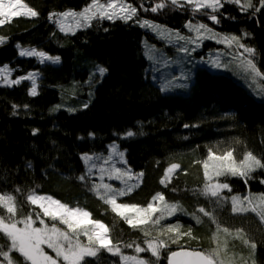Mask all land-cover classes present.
Here are the masks:
<instances>
[{"label": "trees", "instance_id": "trees-1", "mask_svg": "<svg viewBox=\"0 0 264 264\" xmlns=\"http://www.w3.org/2000/svg\"><path fill=\"white\" fill-rule=\"evenodd\" d=\"M22 2L39 15L13 17L0 26V37L5 39L0 45V67L8 65L14 78L30 72L39 74L35 96L30 95L27 81L0 87V194L16 197L20 208L16 219L28 214L35 219V213L40 212L27 201V195L34 190L88 210L93 219L111 228L113 241L121 244L125 255H137L135 245H123L135 241L146 247L148 238L116 217L90 190L93 184L100 183L124 187L119 180L108 179L107 172L100 180L99 169L114 165L130 168L133 174L143 173L139 187L130 195L119 197L118 202L146 206L159 192L166 201L182 207L183 211L162 220L160 225L148 226L152 237L168 225L179 224L181 232L191 227L195 239L184 236L179 244L169 243L157 264H167L166 257L172 251L207 252L216 247L212 240L216 225L198 211L201 207L216 217L221 228L227 227L233 233L225 236L221 232L220 240L227 239L229 256L236 264H244V260L252 264L253 258L256 264H264V222L254 213L234 214L230 200L234 195L243 198L264 193V169L251 173L247 183L239 176L214 177L213 182H227L232 189L220 193L228 199L218 204L217 198L201 194L206 181L200 163L207 159L209 149L216 154L232 150L237 161L250 151L264 162V93L260 91L264 80L259 79L257 95L241 81L243 77L206 64L204 56L208 58L219 48L214 41L207 39L197 50L186 53L180 49L189 47H182L179 40L159 38L139 24L148 20L185 37L190 36L186 31L189 24H205L220 36L235 35L241 44L255 49L250 58L264 74V8L259 12L251 8L241 11L239 5L221 0L224 6L216 12L193 11L192 5L184 2L172 5L171 0H125L137 8L132 20H93L92 27L64 34L57 25L59 16L49 19L50 14L80 12L91 0ZM161 2L166 7L153 13L150 9ZM252 2L260 6L259 0ZM211 15L219 23H214ZM17 45L58 56L59 63L40 65L34 59L21 58ZM144 46L152 49V56ZM155 56L176 62V71L160 76L152 68ZM98 65L108 69L103 76L97 71ZM165 87L168 90L162 91ZM128 131L135 135L127 137ZM113 143L123 151L126 164L119 163L118 157L104 164ZM85 153L94 156L91 163L95 167L91 176L81 181L79 177L88 170L81 159ZM171 164H179L180 168L165 187L160 180ZM193 213L203 222L197 223ZM0 214L7 215L3 209ZM40 215L51 226L53 221ZM55 223L61 227L58 221ZM34 226H40L38 220ZM237 229L256 243L254 257L243 239L235 238ZM0 244H10L3 234ZM12 255L19 257L18 253ZM101 255L103 264H119L118 257L103 252ZM139 255L155 261L150 253ZM0 264H7L2 256Z\"/></svg>", "mask_w": 264, "mask_h": 264}, {"label": "snow or ice", "instance_id": "snow-or-ice-1", "mask_svg": "<svg viewBox=\"0 0 264 264\" xmlns=\"http://www.w3.org/2000/svg\"><path fill=\"white\" fill-rule=\"evenodd\" d=\"M184 3L192 5L193 11L211 9L213 12H216L224 6L221 0H184ZM224 3L239 5L241 11H247L251 8L254 12H259L261 8H264V0H259V7H256L252 0H243V2L242 0H224ZM171 4L180 5V0H171ZM164 7H166V4L161 2L157 3L150 10L155 13ZM38 15V11L34 10L27 3L22 2V0H0V26L10 22L12 17H37ZM136 15L137 8L130 3H126L125 0H107L106 3H102L101 0H91L80 12L66 11L60 14L52 13L49 19L56 16H62L64 18L72 17L76 21L77 28H87L92 27L93 20L107 19L115 22V20L120 19L127 22L132 20ZM209 18L214 23H219L215 15H211ZM57 22L59 23V21ZM140 26L156 29L162 38L167 31L161 30L159 25L153 24L148 20L141 22ZM187 27L189 31L196 33L195 39H190L176 33L177 39L197 44V46H199L197 42L204 39H215L217 43H224L227 47H231L235 43L238 47L243 48L249 57L255 55V49L241 44L239 38L235 35L220 37L218 33L213 32L205 24H189ZM60 30L66 31L63 24L60 25ZM201 30H203V35L201 34ZM73 34L75 33L73 32ZM4 43L5 39L0 37V45ZM19 47L17 45V48ZM180 50L186 53L189 51L188 48H182ZM19 55L22 57L35 56L42 63L44 61L58 63L60 60L58 56L51 57L45 52L35 49H21ZM239 55V53H236L233 58L235 59ZM241 62L245 70L252 74L254 82L256 78L264 80V74L260 72L252 59H245ZM211 63L215 67L221 66L217 61H212ZM97 71L100 76H103L108 69L98 65ZM0 74H2L3 82L7 86L19 85L22 80H31L32 87L30 89V95H37L34 73H29L27 76L20 77L19 79L9 80L10 70L8 65H4L0 67ZM177 87H181V85H177ZM161 90L166 91L168 89L165 87ZM260 91L264 93V88H261ZM33 134H35V130ZM126 135L127 137H132L135 133L128 131ZM113 157H118L119 163L121 164L127 163L124 159V153L120 152L115 145L111 149V155L104 159V164H110ZM81 159L88 166L85 175L79 177L81 181H84L86 177L91 176V169L95 167L91 163L94 160V156L85 153ZM200 163H202L206 181L201 194L206 197L217 198L216 202L218 204L220 201L228 199L227 197H221L220 193L225 189L231 192L232 189L227 182H213L214 177L239 176L244 178L245 183H247V180L251 178V173L258 169H264L262 159L250 151L246 152L243 158L237 161L232 150H228L223 154H216L209 149L207 159ZM179 168V164H171L165 170L164 177L160 180V183L167 187ZM99 171L101 172V181L104 179L103 174L107 172L108 179L119 180L124 187L114 188L110 184L101 183L93 184L90 190L110 207V210L116 217L123 220L133 230L141 231L144 237L148 238L146 239V247L135 244V241L124 244L123 247L126 248H133L135 245L133 250L137 254L125 255L122 252L121 244L118 241H113L111 228L99 219H93L92 214L88 210L79 206H69L67 203H63L50 195L36 194L33 190L27 195V201L29 204L40 209V212L35 213V219H33L32 214H28L21 219H16L20 211L16 197L11 194H0V209H3L7 213L6 216L0 214V234H3L7 238V241L10 242L8 245L0 244V256L3 257V260L7 264H61V262L62 264H93V262L95 264H103L104 257L101 255L103 252L112 257H118L119 264H157L161 259L162 250H166L169 247V243L179 244L184 236H187L189 239H195L192 236L191 227H189L187 232H181V226L179 224L162 227L155 237L151 236L148 226L154 227L160 225L162 220L174 216L178 211H183L178 203L166 201L162 193H156L146 206H139L122 201L118 202L119 197L128 196L139 187V183L143 177L142 172L133 174L130 168H118L114 165L110 169L101 167ZM133 180L136 183H129V181ZM261 183H264V180ZM230 200L231 211L234 214L254 213L259 217L261 222H264V193L256 195L250 194L243 198L234 195ZM198 211L216 225V232L212 236L216 247L207 252L172 251L166 257L167 264H236V261L229 256L227 239L223 240V242L220 240L221 232L225 236H232L233 233L227 227L221 228L216 217L204 207L199 208ZM40 213L43 214V217H47L53 221L51 226L45 223ZM192 215L197 223L203 222L200 216H197L195 213ZM37 220L42 227L34 226ZM57 221L64 228L58 227L55 223ZM18 224H22L23 227H18ZM163 236H167L168 239H161L160 237ZM81 237L86 238V242ZM235 238L243 239V242L252 249V257L255 256L257 245L244 237L242 229L236 230ZM44 246L51 249L55 253V257L49 255L45 251ZM145 252L150 253L151 257L155 258V261L141 258L139 254ZM12 253H18L19 257H14ZM241 260H243L242 257ZM244 264H248V262L244 260ZM252 264H256L254 258L252 259Z\"/></svg>", "mask_w": 264, "mask_h": 264}, {"label": "rangeland", "instance_id": "rangeland-1", "mask_svg": "<svg viewBox=\"0 0 264 264\" xmlns=\"http://www.w3.org/2000/svg\"><path fill=\"white\" fill-rule=\"evenodd\" d=\"M180 2H184V0H180ZM26 17V16H25ZM13 18V17H12ZM11 18V19H12ZM107 20V19H104ZM56 21H59V23L57 22L58 28L60 29V25L63 24L66 31H61L64 34H72L73 32H76L78 29L76 27V21L72 18V17H68V18H64L62 16H59L56 18ZM143 22L140 21L139 24ZM194 25V24H192ZM82 28V27H81ZM145 29H148L149 31L153 32L156 34L157 37L162 38L161 35L158 33V31L156 29H152V28H148V27H143ZM161 30H166L163 29L162 27H160ZM186 31H188L190 33V36L188 38L190 39H195L196 37V33L194 31H189V28L186 27ZM201 34L203 35V30H201ZM181 36H183L182 34H180ZM220 36V35H219ZM220 37H224V36H220ZM162 39H166V40H179L176 37V33H171L170 31H166L164 34V37ZM207 39H204L202 41H198L197 43L200 44L203 41H206ZM208 40H212L214 41L217 45H219V48L212 53L208 58L207 55L204 56V59L206 61L207 65H210L213 68L216 69H220V70H225V71H230L231 73H233L234 75H238L239 77H243L241 81H243L247 87H249V89L251 90V92H254L255 94H259V87H260V83H259V78L255 79V82L253 81V77L252 74L249 71H246L243 64H242V60L245 59H251L247 53L244 52V50H239V47L234 43L231 47H227L224 43H217L215 39H208ZM183 45L182 47H189V50H197L199 48V46H197V44L194 43H188L185 40H179ZM147 50V53L152 56V49L148 48L147 46H144ZM21 50V48H18V52ZM31 50V49H29ZM191 53V52H189ZM236 53H239V57L237 58H233L234 55ZM148 55V57H149ZM21 58H31L34 59L37 63H39L40 65L42 64H58V63H53L52 61H44L43 63L40 61V59H38L35 56H20ZM152 68L155 72H159L160 76L163 74V76H169L172 72L176 71V62L169 60V59H165L164 58H158L157 56H155V58H152ZM212 61H217L221 66L220 67H215L213 66V64L211 63ZM10 75H9V80H15V79H19L20 77H16L14 78V71L12 69H10ZM30 73H34L35 74V82H36V88H37V82L39 80V74L36 72H30ZM29 74V73H28ZM28 74L24 75L27 76ZM23 77V76H21ZM22 81H27L30 83V87H32V81L31 80H22ZM21 81V82H22ZM168 82V81H167ZM165 82V84L167 83ZM12 86H15L12 85ZM12 86H7L5 85V83L3 82L2 79V74H0V87H12ZM31 89V88H30ZM30 92V91H29ZM115 144H111L109 147L112 149V147ZM116 146V145H115ZM110 149V151H111ZM120 151V150H119ZM123 152V151H120ZM125 159V158H124ZM118 162H119V158H117ZM113 181V180H112ZM214 181V180H213ZM113 183V182H111ZM101 184V183H100ZM114 185V184H111ZM18 227H23V225L18 226ZM39 227H42V225H40ZM62 228H64L63 225H61ZM82 240H84L86 242V238L81 237ZM45 247V251L49 254L52 255L53 257H55V253L52 252L51 249H48L46 246Z\"/></svg>", "mask_w": 264, "mask_h": 264}, {"label": "water", "instance_id": "water-1", "mask_svg": "<svg viewBox=\"0 0 264 264\" xmlns=\"http://www.w3.org/2000/svg\"><path fill=\"white\" fill-rule=\"evenodd\" d=\"M181 250H184V251H199V250H188V249H179V250H176V251H181Z\"/></svg>", "mask_w": 264, "mask_h": 264}]
</instances>
